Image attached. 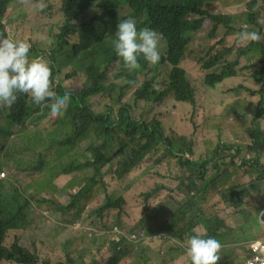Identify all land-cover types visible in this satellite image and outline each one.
I'll return each instance as SVG.
<instances>
[{"label": "rangeland", "instance_id": "rangeland-1", "mask_svg": "<svg viewBox=\"0 0 264 264\" xmlns=\"http://www.w3.org/2000/svg\"><path fill=\"white\" fill-rule=\"evenodd\" d=\"M39 2L37 0L28 5L11 3L2 20L3 31L28 41L35 49L47 50L51 41L49 35L62 24L61 3L59 0H43L47 7L40 11L36 8ZM249 7L256 13L254 20L258 25L255 29L261 28V33H264L262 0H224L206 7L210 13L229 14L235 18L230 23V29L219 27L212 37L208 35L211 25L205 21L188 46L180 66L194 89L193 105L176 102L172 94L159 103L135 102L133 92L140 82L150 77L156 83L165 82L169 67L160 65L155 73L148 70L135 72L136 83L126 86L125 77L119 76L121 65L118 61L111 64L108 72V82L116 86L112 99L95 96L89 100L97 113L110 109L116 112L119 106H124L136 121L158 120L171 143V154L165 153L164 147L159 146L120 180L104 167L103 177L96 178V183L89 185L86 198L73 208H67L70 197L84 184L74 173L53 176L54 170L33 174L14 173L7 167L0 170V174H5L4 178L0 177L5 190L16 186L32 198L27 211L29 225L23 231V242L18 241L22 247L43 262L104 264L110 254L103 239L88 238V234L86 237L72 229L77 220L89 215L88 222L93 227L105 224L109 232L116 236L123 228L146 238L143 245L129 252L118 264H188L185 237L194 234L201 237L207 235L222 242L233 264H240L249 242L246 235L254 228L253 221L262 216L257 215L264 206V149L255 151L260 145L250 137L252 130L260 129L264 143V117L254 120L253 115L254 108L264 100V91H260L253 77L254 69L249 67L257 60L258 52L251 51L249 46L237 47L244 44L238 41L237 36L247 28ZM241 49L248 53L239 59L236 75L214 88L207 87L204 77L216 67L205 70L201 61L216 55L221 64L234 62L236 55L228 60L227 51L235 50L237 53ZM260 65L264 66H257ZM70 72L71 68L61 69L53 79L54 87L58 84L79 86L80 81L66 79ZM81 78L83 84L84 77ZM120 87H124V95L120 102H116ZM156 88L159 90L162 87L158 85ZM25 128H36L34 118ZM46 159L52 161L53 157L48 155ZM111 164L115 166V162ZM100 180L107 184V191L98 188ZM229 188H235L242 199L234 197L227 204L225 194ZM106 195L123 198L121 209H99ZM189 206L191 210H200V225L195 229H186L182 241L166 234L148 236L141 228L143 211L163 207L168 220L176 210ZM95 210L98 214L94 213ZM210 216H216L220 221L216 225L202 226L201 219H210ZM220 230L226 235L222 236ZM13 239L9 236L6 244ZM235 241L245 242L235 244ZM1 264L14 263L3 261Z\"/></svg>", "mask_w": 264, "mask_h": 264}, {"label": "trees", "instance_id": "trees-1", "mask_svg": "<svg viewBox=\"0 0 264 264\" xmlns=\"http://www.w3.org/2000/svg\"><path fill=\"white\" fill-rule=\"evenodd\" d=\"M10 1L0 0V29L3 16L11 5ZM60 1L63 20L57 31L49 35L52 43L47 50H38L31 46L29 58L42 56L49 59L52 88L55 86L53 82L55 75L64 68H71L66 79L80 81V85L74 87L58 84L53 89L58 95L70 93L69 107L60 118L50 116V109L45 106L50 101L37 105L30 94L18 93L17 101L10 108L0 107V170L7 167L11 172L27 174L54 170L53 174L68 175L72 171L79 182L84 183L79 187V193L85 199L89 185L95 184L96 178L103 177L104 167H107L117 179H121L149 152L165 141L161 124L157 120L136 121L124 107H118L116 112L110 109L97 113L93 110V104L89 102L97 95L112 99L114 86L106 84V81L109 66L115 60L111 37L117 14L126 9L128 15L153 27L164 36L159 51L164 65L170 70L167 72L168 81L156 83L153 77H150V80H144L134 92L136 102L154 103L161 102L168 92H172L177 101L194 102L193 89L179 64L184 60L188 46L205 21L211 25L208 35L212 37L219 27L230 29V23L235 16L213 14L206 10L207 6L224 0ZM262 1L264 3V0ZM252 11L251 7L247 10L245 30L259 32L261 40L240 44L237 47L249 46L251 51L258 52L257 60L249 67L254 69L253 77L260 86V91H264V66H257L264 64L262 45L264 33H261V28L255 29L258 23L254 20L256 13ZM247 53L245 49L237 53L235 50H228V60L235 55L236 60L226 61L224 64H221V59L216 55L202 60L203 69L216 67V70L205 75V84L213 87L227 78H233L239 59ZM81 76L84 77L83 84ZM126 77L129 83L134 82L128 75ZM158 85L162 87L159 90L156 88ZM121 97L122 89L115 101L119 102ZM253 115L254 120L264 117V100L254 108ZM33 118L36 128L27 130L25 126ZM40 122L43 124L38 125ZM262 135L260 129L250 132V137L260 145L255 151L264 149ZM48 155L53 157L52 161L46 159ZM112 162H115V166L111 164ZM2 174L5 177V174ZM2 181L0 180V264L4 260L17 264H49L39 262L35 255L23 249L18 243L23 242V231L29 225L27 217L30 208L29 197L16 186L5 190ZM98 185V188L107 191L104 180H100ZM236 193L235 188H229L226 194L230 201L234 197L241 200L242 196L239 193L235 196ZM122 205L121 197L106 195L99 209L120 210ZM199 212H177L175 226L169 231L164 229L165 222L160 211L144 213L141 223L150 235L167 232L182 240V234L186 229L200 225ZM94 213L98 214V210ZM219 221L218 217L210 216V219H201V225L212 226ZM253 224L254 228L246 235L247 241H263L264 226L259 229L256 219ZM91 226L88 224L87 227ZM78 231L84 235L87 233L83 229ZM121 231L126 234L129 230L122 228ZM88 233L89 238H102L105 248L112 251V257L107 264H116L123 257L124 254L115 249L116 244L110 241L109 234L101 229L89 230ZM220 234L226 235L221 230ZM9 236H13L14 239L6 244ZM124 240L125 237L121 236L118 243ZM240 242L245 241L234 243ZM224 248L225 245L222 244L218 253L221 256L219 262L233 264L232 258L226 255Z\"/></svg>", "mask_w": 264, "mask_h": 264}, {"label": "clouds", "instance_id": "clouds-1", "mask_svg": "<svg viewBox=\"0 0 264 264\" xmlns=\"http://www.w3.org/2000/svg\"><path fill=\"white\" fill-rule=\"evenodd\" d=\"M36 1L37 0H11L10 2L17 3L20 5H28ZM46 7L47 5L43 2V0H40V2L36 4V8L40 11H43ZM3 28L4 26L2 24V28L0 29V107L10 108L17 101V98H18L17 94L24 93V94H30L33 102L37 105H40L44 103L45 101H50V103L45 104V106L50 109V116L52 118L63 117L69 107L70 93L65 92L63 95H58L53 90L55 87L52 88V82H51L52 73H51V69L49 66V62L46 61L45 58L42 56L34 57L30 59L29 52L31 49V44L28 43L27 41L19 40L13 36L6 34L3 31ZM163 39H164V36L162 33L158 32L153 27L147 24H144L143 22L137 20L136 18L128 15L126 9L120 11L117 14L115 21H114L113 33L111 37L113 53L115 55V60L112 63L116 61L120 63L121 72L119 76L125 77V80L127 83L126 86H130L136 83L137 79L134 76L135 72L139 73V72H145L148 70V72L154 73V72H157L160 65H164L163 59L159 51V46H160V43L163 42ZM237 39L238 41L244 44H247L249 42H259L261 40V36L259 32L257 31L244 30L238 34ZM51 43L52 42L49 41V44ZM180 64H179V67L183 69L180 66ZM110 66H109V69H110ZM109 69H108V72H109ZM123 71H124V74H122ZM127 71L132 72V73H127ZM108 72H107L106 84H112L108 82ZM127 75L131 77L132 79H134V82L129 83L128 77H126ZM185 75H186V72H185ZM146 79L150 80V78H144L140 82L137 88H139L141 83ZM166 81H168V75H167ZM204 84H205V80H204ZM216 85H214L213 87H210L207 85L206 86L209 88H214ZM113 86L114 88L116 87L115 85ZM120 89H122V97H123L124 87H120L119 91ZM136 89L134 90V92L136 91ZM134 92H133V99L136 102V99L134 97ZM193 92H194V89H193ZM168 94H172L174 98V95L172 92H168L165 96H167ZM97 96L101 97V95H97ZM175 101L184 102V101H177V100ZM184 103L193 105L195 103V92H194V102L193 103L184 102ZM119 107H124V106H119ZM161 128L163 131L162 124H161ZM163 135H164V131H163ZM164 138H165V141L163 143H160L158 146H156L154 150L149 152L133 169L138 167L141 164V162L149 154L155 152L159 146L164 147L165 153L171 154V143L165 135H164ZM34 173H41V172H34ZM58 175H65V174H56V173L53 174V176H58ZM113 176L115 177L114 174ZM0 177L4 178V175L1 173ZM117 180H120V179H117ZM226 197L228 198L227 194H226ZM31 199L32 198L29 197V201ZM81 199H83V196L80 195L79 190H78L75 194H73L70 197V203L67 206V208L75 207L76 204ZM121 201L124 204L123 198H121ZM228 201L229 203L227 204H230L231 201L229 198H228ZM153 211H160L163 217V221L165 222L164 229L169 231L175 226V215L177 212H181V211L197 212L200 210H191L190 206L187 208L183 207V208L176 210L173 216L168 217V220L166 217L165 209L163 207L153 209L151 211L142 212V216L140 219V225L146 235L157 236L160 234H166L170 237H174L168 234L167 232H161L156 235H150L146 232V230L142 226L141 220H142L144 213H151ZM257 216H261L257 218V223L260 228L261 226H264V208H262L258 212ZM88 220H89V215L82 216L79 220H77L72 225V229L73 230L83 229L87 231L85 236L87 234L89 235L88 233L89 230L96 231L98 229H101L107 234H109L110 241L116 244L115 249L119 251L120 253L124 254L123 257L116 264H118L121 260L126 258L129 255V252L136 251L141 245L145 243L146 238L140 233L129 230L128 233L126 234H123L121 231V234L116 236L114 233L109 232L108 227L105 224H103L99 228L93 227V226L87 227L88 224H90ZM166 226H169V228H167ZM198 226L199 225L195 226L193 229H195ZM121 236H124L125 240L118 243L120 241ZM174 238L180 240L177 237H174ZM185 239H186L185 251H186V258H187L188 264H220L219 260L221 256L218 254L222 248V244L220 243V241L210 236H207V235L201 237L200 235H197V234H194L192 237L187 236L185 237ZM253 242L255 241L249 242L247 247L249 246V244ZM247 247H245V250ZM23 249L25 248L23 247ZM25 250L28 251L27 249ZM106 250H109V249H106ZM28 252L37 257L36 254L30 251ZM109 254L110 256L108 257L107 261L104 264H107L109 259L112 257V251L109 250ZM4 261L17 264L12 261H7V260H4ZM38 261L43 262V261H40L39 259ZM43 263H49V262H43ZM56 263L65 264L64 262H56ZM56 263H49V264H56ZM240 263L244 264V260L243 262L241 261Z\"/></svg>", "mask_w": 264, "mask_h": 264}, {"label": "built area", "instance_id": "built-area-1", "mask_svg": "<svg viewBox=\"0 0 264 264\" xmlns=\"http://www.w3.org/2000/svg\"><path fill=\"white\" fill-rule=\"evenodd\" d=\"M246 250L244 264H264V240L249 244Z\"/></svg>", "mask_w": 264, "mask_h": 264}, {"label": "crops", "instance_id": "crops-1", "mask_svg": "<svg viewBox=\"0 0 264 264\" xmlns=\"http://www.w3.org/2000/svg\"><path fill=\"white\" fill-rule=\"evenodd\" d=\"M71 173H72V171H71ZM65 175H68V174H65ZM262 208H264V206ZM246 256H247V250H245V252H244V254L242 256V260H241L242 262H243V260L245 259Z\"/></svg>", "mask_w": 264, "mask_h": 264}]
</instances>
